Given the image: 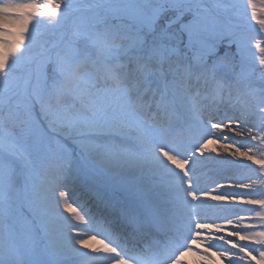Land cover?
<instances>
[{
    "label": "snow or ice",
    "instance_id": "1",
    "mask_svg": "<svg viewBox=\"0 0 264 264\" xmlns=\"http://www.w3.org/2000/svg\"><path fill=\"white\" fill-rule=\"evenodd\" d=\"M187 256L264 264V0H0V264Z\"/></svg>",
    "mask_w": 264,
    "mask_h": 264
},
{
    "label": "bare ground",
    "instance_id": "2",
    "mask_svg": "<svg viewBox=\"0 0 264 264\" xmlns=\"http://www.w3.org/2000/svg\"><path fill=\"white\" fill-rule=\"evenodd\" d=\"M254 34V35H253ZM256 38L255 33H252L250 35V38ZM259 37V35H257ZM232 174L229 173H224V174H217L216 172L209 170V169H204L201 172V180L203 183H201L202 188H211L214 186L215 181H220V182H227V177L231 176ZM238 178L243 179L242 176H238ZM60 187H64V182L61 181L59 183ZM68 187L74 189V193H71L69 197V202L73 203L74 206H91L93 202V197L91 193L82 191L79 185H73V184H68ZM221 191H224L221 189ZM67 216L68 214L65 213ZM185 264H200L199 260L195 256H187L185 257Z\"/></svg>",
    "mask_w": 264,
    "mask_h": 264
},
{
    "label": "rangeland",
    "instance_id": "3",
    "mask_svg": "<svg viewBox=\"0 0 264 264\" xmlns=\"http://www.w3.org/2000/svg\"><path fill=\"white\" fill-rule=\"evenodd\" d=\"M241 2H243V0H241ZM252 33H255V35H256V39H259L260 38V34L258 33V32H256V31H250V32H248V37L250 38V35L252 34ZM44 38H46L47 37V33L45 32L44 34ZM254 35V34H253ZM257 35H259V37H257Z\"/></svg>",
    "mask_w": 264,
    "mask_h": 264
}]
</instances>
